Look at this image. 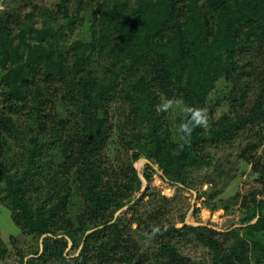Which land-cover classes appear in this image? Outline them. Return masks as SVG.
<instances>
[{"label": "trees", "instance_id": "1", "mask_svg": "<svg viewBox=\"0 0 264 264\" xmlns=\"http://www.w3.org/2000/svg\"><path fill=\"white\" fill-rule=\"evenodd\" d=\"M36 6L25 14L16 3L0 10V132L21 149L10 163L0 162V204L34 240L23 251L10 239L19 264H185L175 243L205 247L210 264H252L254 258L264 264V0ZM77 26L84 31L69 41ZM222 78L230 84L223 97L229 107L214 119L220 101L211 105L209 95ZM165 97L208 110L210 127L195 129L182 150L177 129L184 116L172 131L167 112L157 111ZM119 102L125 119L115 128L109 113ZM112 133L129 152L125 163L109 161ZM240 139L247 141L238 158L261 186L232 198L243 210L245 236L162 226L160 210L144 215L135 169L141 157L187 188L188 172L209 164L210 147ZM5 144L0 138V159ZM146 168L142 177L149 182ZM219 194L203 193V203ZM156 227L161 232L149 239ZM69 243L76 255L67 251ZM8 253L0 239V264Z\"/></svg>", "mask_w": 264, "mask_h": 264}, {"label": "rangeland", "instance_id": "2", "mask_svg": "<svg viewBox=\"0 0 264 264\" xmlns=\"http://www.w3.org/2000/svg\"><path fill=\"white\" fill-rule=\"evenodd\" d=\"M59 0H0V9H11L12 6H18L19 10L25 14L33 9V5L38 8H48L56 10L55 5ZM69 7V6H68ZM69 13H74V6L68 8ZM87 18V15H85ZM40 18H36L35 22L39 25ZM84 27L77 26L75 32L70 34L69 41L78 39ZM3 72L0 71V92L3 88L2 82ZM230 84L225 78H222L216 83L215 89L209 95V103L214 105L217 100L219 104L214 107V119L219 118L222 114L228 111L229 103L223 97L229 95ZM120 102L110 110L109 118L116 128L125 119V114L120 108ZM0 111H3V101L0 95ZM179 109H172L167 112V121L171 126L172 131H175V122L181 116ZM174 132V133H175ZM118 133H112L113 143L108 148L109 161L113 163H125L129 152L125 149ZM0 138L6 143L2 158L5 162L10 163V160L20 156L21 149L14 139L9 138L7 134L0 132ZM176 139V138H175ZM247 139L236 140L231 145L210 147L209 158L210 162L206 166H201L199 170L188 172L189 184L184 187L180 184H172L167 179L161 176L157 166L145 158H140L135 163V169L142 179V193H145L144 199L141 202V211L144 215L154 214L160 210L165 218L162 226L174 225L175 228H181L183 224L190 226H208L218 232L239 230L238 234L245 236V230L241 224L243 210L240 207V202L232 198L239 194L243 197L251 191H259L261 186L255 183L256 174L251 171V166L238 158L241 149ZM255 155H260L259 149ZM147 166L151 169L147 173H151L150 181H145L142 174L147 170ZM213 191H220V194L214 199H208L209 203L204 204L207 194ZM203 193L206 195L201 196ZM201 196V197H200ZM140 195L136 197L139 198ZM200 197V198H199ZM241 199V198H240ZM259 199H264L260 196ZM240 201V200H239ZM120 215V214H119ZM160 216V214H159ZM136 225H132L134 230ZM15 238L20 244L23 251L27 250L29 244L34 243V240L29 236L22 235L20 229L12 222L10 211L4 205L0 204V239L6 249L8 255L1 264H19L18 256L15 254V249L12 248L11 238ZM259 237V238H258ZM256 239H262L261 236ZM137 238V237H136ZM248 242L250 238H247ZM179 253L185 259V264H210L211 254L205 247L197 244L175 243ZM70 243L67 248L70 254H77V251L70 249ZM256 259V258H254ZM252 260L254 264L255 260ZM148 264V263H146ZM259 264H263L260 260Z\"/></svg>", "mask_w": 264, "mask_h": 264}, {"label": "clouds", "instance_id": "3", "mask_svg": "<svg viewBox=\"0 0 264 264\" xmlns=\"http://www.w3.org/2000/svg\"><path fill=\"white\" fill-rule=\"evenodd\" d=\"M174 108L179 109L184 116V119L180 122L177 129L180 134V141H182L179 148L182 150L185 145L190 144L192 133L195 129H207L210 127V117L207 108L189 106L184 102L182 97H165L162 99L161 103L157 105L158 112H168ZM160 232L161 229L159 227L153 228L152 236H150L149 239Z\"/></svg>", "mask_w": 264, "mask_h": 264}]
</instances>
